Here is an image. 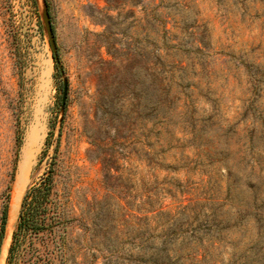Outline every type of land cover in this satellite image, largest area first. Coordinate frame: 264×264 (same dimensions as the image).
Wrapping results in <instances>:
<instances>
[{
    "label": "rangeland",
    "instance_id": "374dc122",
    "mask_svg": "<svg viewBox=\"0 0 264 264\" xmlns=\"http://www.w3.org/2000/svg\"><path fill=\"white\" fill-rule=\"evenodd\" d=\"M47 3L61 123L40 11L0 0V264L48 175L53 228L14 264H264V0Z\"/></svg>",
    "mask_w": 264,
    "mask_h": 264
},
{
    "label": "trees",
    "instance_id": "16d2710c",
    "mask_svg": "<svg viewBox=\"0 0 264 264\" xmlns=\"http://www.w3.org/2000/svg\"><path fill=\"white\" fill-rule=\"evenodd\" d=\"M53 185V177L52 175H48L39 186L34 187L32 184L26 191L19 212V220L12 234L7 254V264L15 263L14 261L17 258L19 249L27 241L29 236H39L42 233L52 230L54 220L50 218L48 211L53 193ZM8 189L10 190L11 188L9 187ZM9 204L10 194L8 193L2 216L0 252L7 229Z\"/></svg>",
    "mask_w": 264,
    "mask_h": 264
},
{
    "label": "water",
    "instance_id": "95a60500",
    "mask_svg": "<svg viewBox=\"0 0 264 264\" xmlns=\"http://www.w3.org/2000/svg\"><path fill=\"white\" fill-rule=\"evenodd\" d=\"M35 1H36V5L40 11L44 32H45V34L49 40V43H50V46H51V49H52V52L54 55V59L58 65V70L61 74L62 81H63L62 100H61V108H60V113H59V123H61L63 118H64V115H65L66 105H67V100H68V88H69L68 87V80L65 76L63 67L60 65L58 46H57V42H56V38H55V33H54L52 21H51V16H50L47 0H35ZM32 184L29 185L27 190L32 186ZM22 201H23V198L21 199V204H22ZM21 204H20V208H21ZM19 212H20V210H19Z\"/></svg>",
    "mask_w": 264,
    "mask_h": 264
},
{
    "label": "bare ground",
    "instance_id": "6f19581e",
    "mask_svg": "<svg viewBox=\"0 0 264 264\" xmlns=\"http://www.w3.org/2000/svg\"><path fill=\"white\" fill-rule=\"evenodd\" d=\"M40 122H41V110H39L37 113L36 124L32 128L31 133H30L29 148H31V149H33V147L40 144L41 132H42ZM21 184H22V182H20V185H19L17 193H16V199L13 202L12 209H11V217L14 220L17 217L18 209H19V205H20V197H21V193H22Z\"/></svg>",
    "mask_w": 264,
    "mask_h": 264
}]
</instances>
